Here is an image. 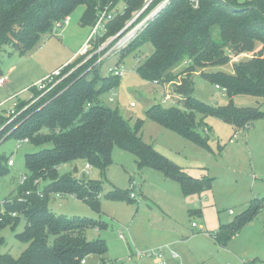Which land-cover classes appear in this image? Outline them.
<instances>
[{"label":"trees","instance_id":"1","mask_svg":"<svg viewBox=\"0 0 264 264\" xmlns=\"http://www.w3.org/2000/svg\"><path fill=\"white\" fill-rule=\"evenodd\" d=\"M120 1L125 4V12L113 21L120 25L132 13L141 10L145 2ZM164 1L156 0L153 6ZM107 3L108 0H0V48L9 43L21 55L32 51L44 36L53 35L55 24L65 21L79 6L85 7L81 24L92 27L96 22L97 7ZM215 28L219 29V40L214 39ZM111 30L109 27L106 37L112 34ZM143 30L129 45L138 49L148 44L154 52L139 65V74L148 81L172 83L173 92L182 98L170 108L158 104L152 106L146 113L148 119L206 149H209L208 141L198 133L202 126L198 115L219 118L233 125L237 132L264 119V111L260 108H238L232 100L239 94L264 100V0L246 3L240 0H169L147 21ZM258 44L261 46L259 51ZM242 53L253 56L250 60L234 63L232 74L203 72L230 63L232 57ZM76 60L65 72L83 58ZM94 61L79 67L0 132V135L11 132L6 139L14 136L19 141L28 139L36 146L52 145V148L25 156L28 181L19 186L17 196H10L0 203V233L6 226L15 228L22 216L25 229L17 239L28 244L18 259L0 254V264H82L90 255L101 259L106 255L108 246L104 240L89 241L86 237L88 230L101 226L99 222L68 219L49 210L51 194H61L72 195L100 211V190L89 188L92 181L82 182L71 174L61 175L59 170L63 165L84 159L91 167L105 172L118 147L133 154L140 169H157L179 181L185 195L211 188L210 180L187 175L146 144L139 133L140 122L133 128L118 111L103 104V94L119 87L120 79L108 75L97 83L95 77L100 66L91 69ZM185 61L191 63L183 72L186 76L175 75L173 70ZM198 72L227 91L228 105L214 107L197 99L194 76ZM27 104V101H20L19 109ZM87 104L92 105L89 110H86ZM1 121L0 128L5 123V120ZM2 161L0 158V174H7L9 170L1 166ZM41 180L49 182L41 188L43 197L37 194ZM27 190L34 193L25 196ZM131 194L112 190L106 197L130 201ZM259 204L257 200L252 201L250 209ZM247 219L244 214L233 223L221 226L214 234L215 241L226 245L227 240L245 226Z\"/></svg>","mask_w":264,"mask_h":264},{"label":"rangeland","instance_id":"2","mask_svg":"<svg viewBox=\"0 0 264 264\" xmlns=\"http://www.w3.org/2000/svg\"><path fill=\"white\" fill-rule=\"evenodd\" d=\"M155 1L145 0L142 9L132 13L122 25L116 21L111 24V35L116 39L108 50L112 48L113 54L101 66L98 65L96 82L110 75V67L122 65L125 73L119 77V87L103 94L101 101L118 111L133 128L140 122L139 133L146 144L187 175L210 180L211 188L185 195L179 181L168 178L157 169H140L133 154L116 147L112 164L105 172L98 167H92L91 173L86 172L88 162L84 159L63 165L59 170L61 175L71 174L82 182L92 181L89 188L100 190V211L93 210L72 195L60 197V194H51L49 210L64 218L94 220L101 224L88 230L86 237L89 241L104 240L108 251L102 259L90 255L86 264H158V258L147 254L160 249L166 254L167 264H264V119H258L250 127L237 132L233 125L219 118L198 115L202 123L198 133L207 139L209 149H206L147 118L146 113L152 106L158 104L170 108L182 99L173 92L172 83L159 81L157 84L139 74V65L151 56L154 48L147 44L135 49L129 45L131 39L125 41V35L130 37L128 33L136 25L141 27L138 32L144 31L147 21L169 2L165 0L154 7ZM250 1L240 0L241 3ZM107 5L114 7L118 15L125 12V4L120 0H108ZM84 10V6L76 8L69 20L65 18L62 23L55 24L52 36H44L32 51L24 55L12 44L1 46L0 70L2 76L9 75V81L5 87L0 86V114L12 106V101H8L10 98L28 102L32 88L44 76L51 75L71 58L70 61L75 59L74 52L84 47L92 30V27L81 24ZM124 28L127 30L120 33ZM214 39H220L218 28L214 29ZM257 48L259 51L260 44ZM252 56L242 53L232 57L230 63L203 72L232 74L234 63L250 60ZM190 64L185 61L173 73L186 76L183 72ZM194 80L197 99L214 107L229 104V95L223 87L217 88V84L199 72ZM232 100L238 108L264 111L263 99L239 94ZM91 107L87 104L86 110ZM10 133L0 135L1 166L9 170L7 174H0V203L18 195L21 178L28 174L25 156L52 148L51 144L36 146L30 141L20 142L14 136L6 139ZM10 158L14 161L13 166H8ZM47 184L48 181L41 180L39 186L43 188ZM112 190L134 193L136 198L130 201L109 199L106 195ZM255 200L260 202L259 206L250 209ZM244 214L248 219L239 233L227 240L226 245L217 243L214 234L220 227L233 223ZM24 229L25 219L21 216L15 228L6 226L1 230L0 254L15 259L22 256L28 244L19 241L17 235ZM172 251L179 255L178 260L170 259Z\"/></svg>","mask_w":264,"mask_h":264},{"label":"built area","instance_id":"3","mask_svg":"<svg viewBox=\"0 0 264 264\" xmlns=\"http://www.w3.org/2000/svg\"><path fill=\"white\" fill-rule=\"evenodd\" d=\"M104 7L105 8L97 7L96 22L92 26L90 36L88 37L84 47L81 49L79 54L76 55V57H75V59L83 58V60L79 64L72 67L69 71L65 72V69L73 61L70 63H67L65 66L55 70L54 72L51 73V75H48L41 82L36 84L32 88V95H31L30 100H28V104L25 105L22 109H19L20 102H18L16 97L10 98L8 101H12V106L9 108V110L7 112H5L4 114H1L2 115L1 119L5 120V123L2 124V126L0 128V132L3 131L7 126L12 124L17 119V117L19 115H21L25 110H27V108H29L33 104L37 103L40 99H42L44 96L49 94L57 85H59L62 81H64L66 78H68L80 66H82L83 64H85L89 60H91V58L95 57V58H93L95 60V62H94L95 64H93L91 67V68H93V67H98V65L102 64L104 62V60L106 61L108 59V57L113 54L112 48L109 50H108V48H110L109 46L116 39V36L109 35L106 37V35L109 32L110 25L113 23V21L115 20V18L117 17V15L119 13H116L118 11L116 9H114V7L111 8L110 5H106ZM67 20H69V17L67 18ZM60 27H62V26H60ZM127 28H124L123 31H121L120 33L125 32L127 30ZM138 28H139V25H136V27H134L132 29V31L130 33H128V34H131L130 37H129V35H125V41H127L128 39L132 40L136 36L138 30L141 27L139 29ZM108 73L114 77H121L124 75L125 70H124L122 65L121 66H115V67H110L108 69ZM6 82H7V78H5V77L0 78V86L4 85ZM154 83L159 84L160 82L158 80H156V81H154ZM217 88H220V87L217 86ZM167 99H170V98L167 96ZM111 100H112V98H111ZM1 119H0V123L2 122ZM27 141H29V140L28 139L20 140V142H27ZM19 146H21V143ZM8 165L9 166L14 165V161L12 158L9 159ZM85 170H86V172L91 173V170H92L91 165L88 164V166ZM27 181H28V176L27 175L22 176L21 181H20V186L25 185ZM35 185L36 186L38 185V181L35 182ZM33 193H34V191L27 190V191H25L24 194H25V196H31ZM37 194L40 197H43V194L41 193L40 187H39V190L37 191ZM58 196L61 197L62 195L60 194ZM131 198H136L134 193L131 194ZM13 216H15V214ZM120 236L125 238L123 232H120ZM147 256L158 258L160 260L158 264H167L166 254L162 249L149 252L147 254ZM178 258H179V255L176 252L172 251L170 253V259L178 260ZM86 263H87L86 260L82 261V264H86Z\"/></svg>","mask_w":264,"mask_h":264},{"label":"crops","instance_id":"4","mask_svg":"<svg viewBox=\"0 0 264 264\" xmlns=\"http://www.w3.org/2000/svg\"><path fill=\"white\" fill-rule=\"evenodd\" d=\"M84 45H85V44H84ZM80 51H81V48L79 49L78 52H74V56H73V57H75ZM71 59H72V58H71ZM71 59H70V60H71ZM70 60L66 61V63H65L64 65H66L67 63H70V62L74 61V60H72V61H70ZM64 65H62V66H64ZM62 66H61V67H62ZM61 67H59V68H61ZM59 68H57V69H59ZM57 69H55V70H57ZM55 70H54V71H55ZM54 71H53V72H54ZM48 75H50V74H47L46 76H44V78L47 77ZM3 77L7 78V82L9 81V75L2 76L1 78H3ZM7 82H6L4 85H2V86L5 87V85L7 84ZM0 88H1V87H0Z\"/></svg>","mask_w":264,"mask_h":264}]
</instances>
